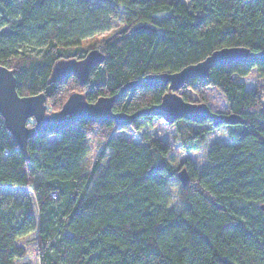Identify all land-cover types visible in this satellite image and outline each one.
<instances>
[{
    "label": "trees",
    "instance_id": "16d2710c",
    "mask_svg": "<svg viewBox=\"0 0 264 264\" xmlns=\"http://www.w3.org/2000/svg\"><path fill=\"white\" fill-rule=\"evenodd\" d=\"M117 19L84 84L48 80L55 61L83 57L81 41ZM236 45L264 49V0H0V64L18 94L43 92L49 111L72 91L94 101ZM253 68L264 79V60L232 61L178 90L204 101L213 86L243 119L217 125L228 141L209 145L199 170L189 152L203 146L209 121L176 118L163 142L152 133L160 116L79 119L30 137L25 158L0 115V264H264V92L239 80ZM166 91L130 87L113 110L133 112Z\"/></svg>",
    "mask_w": 264,
    "mask_h": 264
},
{
    "label": "water",
    "instance_id": "95a60500",
    "mask_svg": "<svg viewBox=\"0 0 264 264\" xmlns=\"http://www.w3.org/2000/svg\"><path fill=\"white\" fill-rule=\"evenodd\" d=\"M135 28L149 29L150 26L138 25ZM103 57V53L98 49H90L80 58H61L54 62L48 80L65 81L75 77L80 84H84L91 66L102 61ZM257 60H264V49L251 50L240 45L223 46L214 49L203 59L189 63L176 71L147 73L127 81L117 93L101 95L94 101L86 100L81 92L72 91L61 107L52 111L47 110L43 92L18 94L13 70L0 64V115L25 158H27V140L30 137L42 131H57L74 124L79 119L96 123L113 121L117 125H127L136 116L149 114L160 116L165 123H170L176 118H184L196 123L209 121L212 126L242 122L243 119L238 114L214 111L204 101L185 100L178 90L190 78H206L210 68L215 65L232 61L253 63ZM164 85L167 86V91L158 103L133 112L113 110L117 97L130 87ZM30 120L31 125L28 124ZM178 178L183 185L187 184L188 174L185 168L180 169ZM260 208L264 213V202L260 204Z\"/></svg>",
    "mask_w": 264,
    "mask_h": 264
},
{
    "label": "rangeland",
    "instance_id": "374dc122",
    "mask_svg": "<svg viewBox=\"0 0 264 264\" xmlns=\"http://www.w3.org/2000/svg\"><path fill=\"white\" fill-rule=\"evenodd\" d=\"M120 19V18H119ZM115 20L113 26L105 31H102L98 34L93 36L87 37L81 41V46L86 48L87 50L90 49H98L99 50V43L116 33L121 27L122 23L121 20ZM239 80H242L245 84V87L248 89H252L255 87H259L264 92V79L257 75L255 68H253L246 76L239 77ZM71 79L68 80V84H71ZM188 97L191 100L199 101L196 94L188 89L186 90ZM204 102L208 104L210 109L218 112H227V108L224 102V98L221 93L213 86L207 87L205 90V99ZM47 110H51L50 102H47ZM31 125L32 123H29ZM208 122H204L203 125H208ZM152 133L153 135L163 142H169L168 131L166 128V123L161 118H154L152 120ZM228 141L226 137V132L223 126H215L213 127L207 134L206 141L204 142L203 146L199 150H194L189 152L190 159L192 160L193 164L196 168L203 169L206 167L207 162L205 159L206 149L215 142H226Z\"/></svg>",
    "mask_w": 264,
    "mask_h": 264
}]
</instances>
